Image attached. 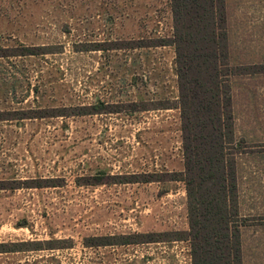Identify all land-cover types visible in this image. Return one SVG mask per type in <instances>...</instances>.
Returning a JSON list of instances; mask_svg holds the SVG:
<instances>
[{
  "label": "rangeland",
  "instance_id": "374dc122",
  "mask_svg": "<svg viewBox=\"0 0 264 264\" xmlns=\"http://www.w3.org/2000/svg\"><path fill=\"white\" fill-rule=\"evenodd\" d=\"M225 8L230 64L256 61L264 47V0H225ZM171 33L170 0H0V53L20 46L42 52L0 56V111L174 102L173 46L130 48ZM246 75L232 77L240 132ZM6 117L0 120V181L56 178L58 185L0 189V243L47 247L58 239L53 245L64 247L0 252V264H191L186 241L82 243L87 236L187 229L182 182L76 184L99 171L181 170L177 108ZM235 133L245 141L236 157L243 264H264V146Z\"/></svg>",
  "mask_w": 264,
  "mask_h": 264
},
{
  "label": "trees",
  "instance_id": "16d2710c",
  "mask_svg": "<svg viewBox=\"0 0 264 264\" xmlns=\"http://www.w3.org/2000/svg\"><path fill=\"white\" fill-rule=\"evenodd\" d=\"M170 11V36L136 41L137 45L130 48L173 46L177 87L174 102L163 99L149 107L145 101L126 104L99 101L93 105L0 111V120L18 112L20 118H37L177 108L181 170L113 175L99 171L79 177L76 184L180 181L186 195L187 229L87 236L82 243L99 247L186 241L191 264H243L241 227L245 223L239 215L236 157L243 152L245 141L235 134L232 77L259 72L263 66L230 64L225 0H170ZM39 50L20 46L3 51L0 56L35 55L42 53ZM5 182L0 181V189L58 185L56 178L25 180L17 185ZM56 242L60 241L47 240V247H42L41 241L0 243V252L64 247L53 245Z\"/></svg>",
  "mask_w": 264,
  "mask_h": 264
},
{
  "label": "crops",
  "instance_id": "0c3cea01",
  "mask_svg": "<svg viewBox=\"0 0 264 264\" xmlns=\"http://www.w3.org/2000/svg\"><path fill=\"white\" fill-rule=\"evenodd\" d=\"M262 51L263 52L258 53L259 59L245 64V66L261 65L263 66V69H261V71L256 73H247L246 77L244 78L241 87V103L243 105L242 109H245V111L241 114L243 118V119L241 118L242 119L241 124H242V128L244 126V130L240 132L239 127L236 126V121L238 120V118L236 120L235 117H234V129L235 132H238L240 136H242L244 139L246 140L253 139L255 141H253L252 143L263 144L264 146V47L262 48ZM232 107L234 109L233 89H232ZM3 254H8V253H3Z\"/></svg>",
  "mask_w": 264,
  "mask_h": 264
}]
</instances>
